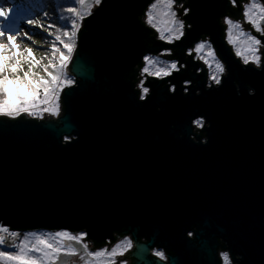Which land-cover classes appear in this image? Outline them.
Returning a JSON list of instances; mask_svg holds the SVG:
<instances>
[{
	"label": "water",
	"instance_id": "95a60500",
	"mask_svg": "<svg viewBox=\"0 0 264 264\" xmlns=\"http://www.w3.org/2000/svg\"><path fill=\"white\" fill-rule=\"evenodd\" d=\"M151 1L102 0L82 20L57 117L0 116V226L129 235L131 264H222L219 251L264 264V35L245 0H174L190 27L166 44L144 20ZM225 16L261 41L259 66L226 42ZM202 35L224 65L219 85L185 58ZM168 48L185 68L148 79L141 99L143 57Z\"/></svg>",
	"mask_w": 264,
	"mask_h": 264
},
{
	"label": "snow or ice",
	"instance_id": "6c2138e0",
	"mask_svg": "<svg viewBox=\"0 0 264 264\" xmlns=\"http://www.w3.org/2000/svg\"><path fill=\"white\" fill-rule=\"evenodd\" d=\"M6 2L7 0H0V18H2L0 23L8 21L13 12L18 11V8L4 7L3 4ZM74 2L79 7L68 8L66 11L70 16L62 17V19L70 20V26L65 27L63 30L56 28L55 38L49 49L51 58L45 56L37 59L31 47L20 51V45L16 41L17 39L31 41L32 37L28 32H25L23 37H20L19 33L14 34L12 31L0 27V39L7 41L6 43H0V116L16 118L21 113L36 116L39 112L52 115L58 114L61 92L66 86H71L74 83L72 79L67 78L65 70L76 48V39L80 28L78 21H82L86 15H91L92 8L100 5L102 0H92L91 3L88 0H74ZM232 2L235 3V0H232ZM173 3L174 0H168L167 6L169 9H171ZM156 6V4H153L152 8L155 9ZM80 8L85 9V12L81 13ZM252 8L259 9L261 13L260 18L264 20V6L255 2L245 6L246 19L256 25L259 31V25L256 24V21L249 14ZM44 16L46 17L47 13H44ZM172 16L176 24L175 29H170L168 36L161 33V39L166 40L168 43H172L173 39L180 40L184 35L183 23L175 20L174 12H172ZM152 20V12L149 11L148 23L151 24ZM226 23L230 26V29L231 27H240L238 23H234L231 19H227ZM28 24L42 28L44 31H48V28L56 27L55 25L45 27L44 24L35 19L28 20ZM248 38L252 44L250 47L251 55L244 57V63L253 62L259 66V45L261 41L251 35ZM229 39L230 42H233L231 32L229 33ZM59 45H62L63 50H61ZM205 47L208 48L207 57L211 58V61L214 62L210 79L219 85L221 83V76L225 71L224 65L216 59L214 50L206 42L197 44L195 51L200 53ZM236 54L239 56L241 52L238 50ZM45 58H48V63L41 64V61ZM199 58L203 59L209 67H212L209 59L204 56H200ZM144 61L146 66L143 67L142 71L154 77H168L172 74V71L179 70L177 63L172 62L166 67H156L155 71H151V67L159 63L158 58L153 59L145 56ZM24 62L28 63L29 70L24 71L23 75H20L19 73L23 71L22 64ZM37 66L43 67L47 78L40 76L32 70ZM140 89L142 93L141 99H144L149 92V88L144 87L143 81H141ZM195 123L201 125L202 121L196 120ZM84 235L86 234L77 236L67 231H60L48 238L37 234L24 235L23 238H20V233L0 226V260L6 261L7 264H68L67 258L79 256L81 260L86 261V264H93V261L100 257H107L108 264H115V258L122 256L124 251L131 247V242L126 241L117 244L111 251L102 249L91 252L88 251V245L82 243ZM9 239L12 241L11 244L7 243ZM72 242L80 245V247L74 246ZM5 248L8 250H4ZM81 249L84 255H81ZM155 255L161 258L164 256L159 251ZM223 259L224 264H230L227 253L223 254ZM121 264H126V262H121Z\"/></svg>",
	"mask_w": 264,
	"mask_h": 264
},
{
	"label": "flooded vegetation",
	"instance_id": "af4514ba",
	"mask_svg": "<svg viewBox=\"0 0 264 264\" xmlns=\"http://www.w3.org/2000/svg\"><path fill=\"white\" fill-rule=\"evenodd\" d=\"M185 3L186 2L176 3L174 1L171 9H169L167 6L168 0H152L151 1V3L148 5L147 9L145 10L144 20L148 24V26L151 28V30H152L151 36L155 40L161 41V42L166 43V44H174L176 41H178V40L173 39L172 43H168L166 40L161 39V33H163L165 36H168L170 34L169 30L175 29V27H176V24H175L173 16H172V12L175 13V20L181 21L183 23V25H184L183 32L185 34L186 29L190 27V25L184 19V16L188 12V8L185 6ZM153 4L157 5L155 9L152 8ZM149 11L152 12V17H153L151 24L148 23ZM243 14H244V10H243ZM227 19H230V18L227 16H225L223 18V23L225 25L224 38H225L226 42L233 49L234 46L228 39V31H227L228 24L226 23ZM244 21L247 22L245 15H244ZM237 23L244 28L243 22H237ZM201 42H206L207 44H209L215 52V49L213 48L212 44L210 43V41L208 39V36L202 35L198 39V41L192 45V47H188L186 50H184V55H185V58H187L188 56H191V61L194 64H196V66H197V69H196L197 73H200L202 71V69L205 68V70H206V81H207V84H210L211 82H213L210 79V76H211L212 70L214 68V62L211 61V58L207 57V53L205 52V49H202L200 53H197L195 51L196 45L201 43ZM175 52H176V50L168 48V49H164V50L160 51L157 54H146L145 56L151 57L153 59L158 58V60H159V63L155 66H152L150 70L154 71L156 67H166L168 64H170L172 62L177 63L179 70L181 68H185V63L179 62V59L173 55ZM207 52H208V48H207ZM200 56H204L205 58L209 59L210 63H212V67H209L208 64H205L204 60L199 58ZM144 57H143V64L140 67V69H138L137 75L135 76L136 88L140 92V97L142 94L141 89H140L141 81H143V85H144V87H146L145 83L148 79H152V78L161 79V78L146 74L142 71L143 67L146 66V63L144 61ZM215 57H216V59L219 60L216 52H215ZM173 72H175V70L172 71V73ZM187 83H188L187 81H184L183 85H186ZM168 84H169V90L172 91L174 89V86L171 85L169 82H168ZM63 231H67V232L71 233L72 235H77V236H79L81 234H86L84 231H70V230H63ZM56 232H57V230L56 231H50V234L53 235ZM126 241L131 242L129 235H120L118 233H114V239L113 240L106 239L104 242H101V243H95L94 241L87 239V236L84 235L82 243L88 245V251L95 252V251H100L102 249H108L109 251H111V249L114 246H116L117 244H120L121 242H126ZM72 243L74 246L80 247V245H77L75 242H72ZM130 248L131 247L127 248L124 251V254L122 256H117L115 258V264H121V262H126V264H131L130 259L127 257V252ZM81 255H84L82 249H81ZM67 260H68V264H86V261L81 260L79 256L70 257V258H67ZM93 264H108V258L107 257L96 258V260L93 261Z\"/></svg>",
	"mask_w": 264,
	"mask_h": 264
},
{
	"label": "trees",
	"instance_id": "16d2710c",
	"mask_svg": "<svg viewBox=\"0 0 264 264\" xmlns=\"http://www.w3.org/2000/svg\"><path fill=\"white\" fill-rule=\"evenodd\" d=\"M65 10L70 7H79L75 4L74 0H63L62 3ZM4 7H14L18 8V11L13 12L11 19L9 20L11 23H0V27L5 28L6 30H10L13 33H19V28L23 22L26 23L27 32L32 37L31 41L22 39L23 43L20 45V51L25 49V47H33L37 51L44 52L37 59H41L42 57L47 56L51 58L50 46L53 42L56 34V28H65L70 26V20L62 21L61 18L63 16L57 9L58 1L57 0H7L6 3L3 4ZM44 13H47V16H44ZM2 18H0L1 20ZM35 19L40 23L44 24L45 27L48 25H55L54 28H48V31H44V29L30 26L28 24V20ZM42 46V47H41ZM61 50H63L62 45H59ZM59 55V53H57ZM48 58L43 59L44 64L48 63ZM41 68H43L41 66ZM71 76V75H70ZM73 78V77H72ZM74 81V78H73ZM26 231H24L25 235ZM3 261V260H2ZM7 264L6 261H4Z\"/></svg>",
	"mask_w": 264,
	"mask_h": 264
},
{
	"label": "rangeland",
	"instance_id": "374dc122",
	"mask_svg": "<svg viewBox=\"0 0 264 264\" xmlns=\"http://www.w3.org/2000/svg\"><path fill=\"white\" fill-rule=\"evenodd\" d=\"M57 1H58L57 9H58V11H59L60 13L63 14L62 17H69L70 14L67 13V11L64 9V7H63V5H62L63 0H57ZM253 2L259 4V2H258L257 0H251V1H249L248 3H246L245 6H246V5H250V4L253 3ZM92 10H93V8H92ZM92 10H91V12H92ZM80 11H81V13H84V12H85V9L80 8ZM249 14L252 16V19L256 21V24H258V25L260 26V24H259V20H260V17H261V13L259 12V9L252 8ZM244 15H245V7H244ZM86 16H87V15H86ZM86 16H85V17H86ZM10 19H11V18H10ZM10 19H9V20H10ZM9 20L6 21V22L10 24L11 22H10ZM61 20H62V21H66L65 19H62V18H61ZM246 20H247V22H249L248 19H246ZM0 21H2V19H1ZM4 22H5V21H4ZM6 22H5V23H6ZM233 22H234V23H237L236 21H233ZM78 23H79L80 26H81L82 21H78ZM249 23H251V22H249ZM251 26H252L254 29L257 28L256 25H254L253 23H251ZM27 27H28V26L26 25L25 22H23V23L21 24V26H20V28H19V35H20V37H23L24 33L27 32ZM63 29H64V28H62V30H63ZM227 31H228V39H229V33L231 32V39H232V41H233V42H231V43H232L233 46H234L233 51H234L235 53H237V51L239 50V51L241 52V55H239V57H241L242 60H244V57H245V56H250V55H251L250 47L252 46V44H251V41L249 40L248 36L251 35V36L256 37L254 34H252L251 30H246V31H245L244 28H243L242 26H240V27H238V28H237V27H231V29H230V26L228 25V27H227ZM14 34H15V33H14ZM229 41H230V39H229ZM6 42H7V41H6L5 39H0V43H6ZM76 42H77V39H76ZM16 43H17V44H21V43H23V41H22V39H17ZM25 48H27V47H25ZM31 48L33 49V53H34V55H35L36 58H39V56L42 55V53H44V52H41V53H40L39 51H37V50L34 49L33 47H31ZM204 49H205V52L207 53V47H205ZM23 50H24V49H23ZM23 50H22V51H23ZM237 56H238V55H237ZM69 63H70V62H69ZM41 64H44L43 60L41 61ZM68 66H69V64H68ZM68 66H67V68H68ZM22 68H23V71H21V72L19 73L20 75H23V72H24V71H28V70H29V65H28V63H27V62H24V63L22 64ZM67 68H66V70H65V72H66V76H67L68 79H72V80H73L72 76H70V75L67 73ZM32 70H33L34 72L38 73L40 76H45V78H47L46 75H45V73H44V71H43V68H41V66H37V67L33 68ZM154 71H155V70H154ZM41 107H43V105H41ZM59 112H60V98H59ZM59 112H58V114H59ZM24 114H26V115L29 116V117H34V118H38V119H42V118H44L45 116H47V117H57V116H58V114H56V115H52V114L44 113V112H39L36 116L30 115V114H27V113H24ZM9 118H10V117H9ZM198 120H199V119H198ZM195 121H196V120H195ZM195 121H194V124H195L197 127H200V125H197V124L195 123ZM60 231H63V230H57V232H60ZM30 234L43 235V236H45L46 238H48V237L51 236L50 231H48V230H44V229H40V230H32V231H26V233H25V235H30ZM157 251L161 252L160 250H157Z\"/></svg>",
	"mask_w": 264,
	"mask_h": 264
},
{
	"label": "built area",
	"instance_id": "2783aa9c",
	"mask_svg": "<svg viewBox=\"0 0 264 264\" xmlns=\"http://www.w3.org/2000/svg\"><path fill=\"white\" fill-rule=\"evenodd\" d=\"M249 1H251V0H245V2H243V6H245V4L246 3H248ZM258 2H259V4L261 5V6H264V3L261 1V0H257ZM261 19V18H260ZM259 24H260V20H259ZM250 27L253 29V31L256 33V34H260V35H264V28H262L261 26H259V31L257 30V28H253L252 26H251V23H250ZM251 30V29H250ZM257 38V37H256ZM262 49H263V45H262V43H260V45H259V56H260V62H261V57H262V53H261V51H262ZM235 53V52H234ZM236 54V53H235ZM236 56H237V54H236ZM237 57H239V56H237ZM240 58V60L244 63V60H242L241 59V57H239ZM251 63H253V62H251ZM255 64V63H254ZM11 231H16V232H18V233H20V238H23V236H24V231H22V230H11ZM130 237V236H129ZM131 240V239H130ZM9 242H10V239L8 240ZM8 243V242H7ZM9 244V243H8ZM4 250H8L7 248H5ZM157 250H160L163 254H164V256H163V258H161V257H159V258H161V259H163V260H165L166 259V254H165V252H164V250H162V249H158V248H154V249H152L151 251H152V254H154L155 255V253L157 252ZM224 253H227V252H225V251H219V256H220V258H221V261H222V264H224V259H223V254ZM156 256V255H155ZM158 257V256H157ZM229 261H230V259H229ZM0 264H5V262L4 261H2V260H0ZM230 264H232L231 262H230Z\"/></svg>",
	"mask_w": 264,
	"mask_h": 264
},
{
	"label": "bare ground",
	"instance_id": "6f19581e",
	"mask_svg": "<svg viewBox=\"0 0 264 264\" xmlns=\"http://www.w3.org/2000/svg\"><path fill=\"white\" fill-rule=\"evenodd\" d=\"M9 244H11L12 243V241L10 240V242L9 241H7Z\"/></svg>",
	"mask_w": 264,
	"mask_h": 264
}]
</instances>
